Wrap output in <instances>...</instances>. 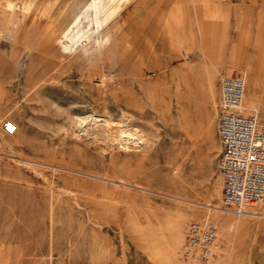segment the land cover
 I'll return each mask as SVG.
<instances>
[{
    "label": "rangeland",
    "instance_id": "rangeland-1",
    "mask_svg": "<svg viewBox=\"0 0 264 264\" xmlns=\"http://www.w3.org/2000/svg\"><path fill=\"white\" fill-rule=\"evenodd\" d=\"M30 1L23 10L22 0H0V264H202L181 248L188 224L208 220L203 211H231L216 123L222 79L245 76L209 57L199 37L188 49L150 33L140 0H122L108 47L63 52L61 26L84 0ZM244 102L264 121V101ZM7 120L18 131L7 133ZM103 120L146 142L126 146ZM225 212L243 226L209 219L218 257L207 264H254L255 217Z\"/></svg>",
    "mask_w": 264,
    "mask_h": 264
},
{
    "label": "crops",
    "instance_id": "crops-1",
    "mask_svg": "<svg viewBox=\"0 0 264 264\" xmlns=\"http://www.w3.org/2000/svg\"><path fill=\"white\" fill-rule=\"evenodd\" d=\"M140 3L143 20L153 22L147 26L150 33L155 30L157 37L166 34L178 38L188 49L194 45V38L199 37L209 57L216 58L219 54L226 62H234L235 70L247 77L250 91L244 101L262 104L264 0H140ZM254 219L249 258L254 264H264V215Z\"/></svg>",
    "mask_w": 264,
    "mask_h": 264
},
{
    "label": "built area",
    "instance_id": "built-area-1",
    "mask_svg": "<svg viewBox=\"0 0 264 264\" xmlns=\"http://www.w3.org/2000/svg\"><path fill=\"white\" fill-rule=\"evenodd\" d=\"M245 80L239 74L226 76L221 82V100L216 123L221 151L217 161L222 176V202L232 212L243 206L264 205V121L257 112L243 109ZM4 130L16 131L7 120ZM218 229L213 221L193 220L185 232L181 248L184 259L210 263L218 257Z\"/></svg>",
    "mask_w": 264,
    "mask_h": 264
},
{
    "label": "bare ground",
    "instance_id": "bare-ground-1",
    "mask_svg": "<svg viewBox=\"0 0 264 264\" xmlns=\"http://www.w3.org/2000/svg\"><path fill=\"white\" fill-rule=\"evenodd\" d=\"M31 3L32 2L30 0H22L23 10H25V9L28 10L29 5ZM121 3H122V0H84V1L76 2V4L69 10L68 15L66 16V21L63 22L61 29H60V32H59L58 37H57L58 42L61 46L60 50H62L63 52H67V53H73V52H76L77 50H79L83 55H88L92 51H97V50L100 51V49L103 48L104 46H106L111 40L112 33L110 32V29H111L110 25L113 22V20L115 19L116 13H117ZM10 15H12V14H10ZM108 46L109 45H107L106 47H108ZM99 51H98V54L100 53ZM248 72L249 71H247L246 73H248ZM243 76H244V74H243ZM249 81H251V80H249ZM245 82L246 83H245L244 96H246L247 92L250 91V90H248L249 86H248V83L246 80H245ZM252 82H253V80H252ZM255 88H257V87H255ZM257 92H258V90H257ZM246 98H244V99H246ZM244 103H246V102H244ZM247 109H250V108H247ZM256 110H254V111L256 112ZM107 116H109V115H107ZM98 117H100V116H98ZM84 118H86V116ZM100 118H102V117H100ZM108 118H110V117H108ZM81 119H83V118L81 117ZM95 120H97V119H95ZM111 120H113V119H111ZM103 121L105 122L106 127H107V129H105V130H107L108 132L113 133L114 128H116L117 131L116 130H114V131H116L119 134V136L115 139L118 141V138H119L120 140H122V142L124 141L125 143L124 142L123 143L126 146H128L129 143H135V144L139 143L142 145L146 142V139L140 130L137 132V131H134L130 127H127V126H126V129H122V128L120 129L121 126H119V127L116 126L119 123H116L114 125L115 127H113V123L117 122L118 120L114 121L113 123L110 120H103ZM122 123H123V121H122ZM126 125H128V124H126ZM16 131H18L17 126H16ZM108 132H107V134H108ZM117 133H116V136H117ZM109 136H110V134H109ZM120 144L122 145V143H120ZM126 148H130V147H126ZM251 206L252 205L243 206V211L239 212V213L226 211L222 207L221 208L218 207L217 209H215V211H203V215H205V218L208 220L209 219L216 220L218 222V224L221 226V228H223L225 230L226 229L240 230L243 226L244 220L241 221V220L236 219L237 222H232V221H229L228 215L222 216L218 212H225L226 211L225 213L229 214V215L232 214V215L237 216V217H242V216H249L250 217V216H252V218L255 216H257V217L261 216L262 214L264 215V213L258 212V210L255 211L254 208ZM185 217H186V213H179L175 219H172V220H174L172 225H171L172 226V239H171L172 244H176L178 242V239H179L180 234H181L180 233L181 225L183 224ZM231 218H233V217H231ZM229 222H232V223H229ZM224 232H226V231H224Z\"/></svg>",
    "mask_w": 264,
    "mask_h": 264
}]
</instances>
